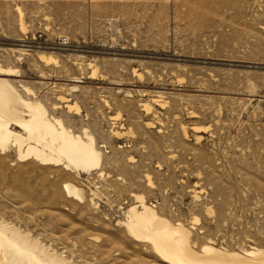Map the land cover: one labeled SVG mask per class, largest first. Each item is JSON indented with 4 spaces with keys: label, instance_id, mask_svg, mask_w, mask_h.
I'll list each match as a JSON object with an SVG mask.
<instances>
[{
    "label": "rangeland",
    "instance_id": "374dc122",
    "mask_svg": "<svg viewBox=\"0 0 264 264\" xmlns=\"http://www.w3.org/2000/svg\"><path fill=\"white\" fill-rule=\"evenodd\" d=\"M0 64L95 136L105 174L0 152L1 219L77 264H165L116 223L141 192L172 221L197 215L198 245L264 248V0H0Z\"/></svg>",
    "mask_w": 264,
    "mask_h": 264
},
{
    "label": "bare ground",
    "instance_id": "6f19581e",
    "mask_svg": "<svg viewBox=\"0 0 264 264\" xmlns=\"http://www.w3.org/2000/svg\"><path fill=\"white\" fill-rule=\"evenodd\" d=\"M16 8L19 28L24 31L22 12L18 6ZM19 51L24 52L25 49ZM36 53L39 59H53L47 52L39 50ZM15 75H18L15 68L0 64V152L12 151L20 162L32 161L42 166L61 168L78 177L95 170L101 179L104 178L105 174L101 171L104 157L95 136L86 127L76 131L61 117L51 114L32 89L11 79L10 76ZM59 97L61 102L66 101L64 96ZM159 101L157 95L141 105L143 110L148 111L150 102ZM63 106L68 112L73 110L78 114L74 104L64 103ZM192 127L200 131L199 125ZM114 137L120 138V132L115 131ZM146 179L150 184L148 174ZM63 187L72 199L85 200V190L78 184L65 181ZM97 191V186L90 189L93 195ZM130 195L133 203L120 210L121 216L116 223L127 236L146 243L161 262L264 264V248L250 245L235 250L216 246L212 240L198 245L192 238V229L200 222L197 215L191 217L190 226H187L159 214L153 203L146 202L143 193L132 192ZM205 210L207 214L213 213L210 206H206ZM27 232L0 218V264H77Z\"/></svg>",
    "mask_w": 264,
    "mask_h": 264
},
{
    "label": "built area",
    "instance_id": "2783aa9c",
    "mask_svg": "<svg viewBox=\"0 0 264 264\" xmlns=\"http://www.w3.org/2000/svg\"><path fill=\"white\" fill-rule=\"evenodd\" d=\"M56 45L57 46L64 47L65 45H67V38L65 36H59V37H57Z\"/></svg>",
    "mask_w": 264,
    "mask_h": 264
}]
</instances>
